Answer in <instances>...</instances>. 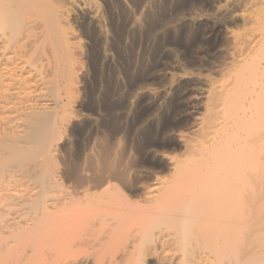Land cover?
I'll return each instance as SVG.
<instances>
[{
	"label": "bare ground",
	"instance_id": "6f19581e",
	"mask_svg": "<svg viewBox=\"0 0 264 264\" xmlns=\"http://www.w3.org/2000/svg\"><path fill=\"white\" fill-rule=\"evenodd\" d=\"M208 27L233 52L199 82L203 112L181 115L190 80L158 74L154 60L179 66L164 41L188 43ZM142 38L151 46L139 54ZM122 79L139 90L123 93ZM150 80L164 84L140 87ZM139 102L135 149L168 175L118 166V136ZM100 110L106 117L84 113ZM99 123L104 167H83L74 146ZM184 123L187 133L172 132ZM164 141L182 153L159 154ZM62 178L78 195L63 194ZM108 247L117 248L110 264L135 254L156 264H264V0H0V264Z\"/></svg>",
	"mask_w": 264,
	"mask_h": 264
},
{
	"label": "rangeland",
	"instance_id": "374dc122",
	"mask_svg": "<svg viewBox=\"0 0 264 264\" xmlns=\"http://www.w3.org/2000/svg\"><path fill=\"white\" fill-rule=\"evenodd\" d=\"M204 31L203 32L201 31L198 35H193L192 39L188 43H184L182 41H176V40H165L164 41L162 46L165 45L168 49L171 48V50H173V52L177 55L178 60H180L181 64L179 66H177L174 63L173 59L168 57L167 55H159V57H157V59L154 60V61H156L155 62L156 65L154 64L155 65V72H157L158 74L162 75V73H163V75H168V73L172 72V70H173L178 75L184 76V77H186V78H188L190 80L191 84L189 86V88H190L189 92H190L191 95L189 96L190 99L188 98L187 101H186V103H189L187 105L188 111L186 110L187 108H185V111H183L184 113L182 112L181 115H183V114L186 115V114H190V113L191 114L195 113L194 115H199V114H201V112H203L201 107H196L195 108V105L197 106L198 104L201 103V101L202 102L204 101V100H199L200 97H198L200 89L202 88L201 84L199 82H201V83H205L206 82L207 83V79H208V77L210 75V71L213 72L214 70L218 69V67H220L221 64L223 65V62H225L227 60V58H228V52L230 50H231L230 52H233L232 49H231V46H229L227 43H225V41H224L225 39L223 37L224 34L222 32H220L218 30H215L214 28H210V27L206 28ZM222 41H224V42H222ZM84 42H86L85 39H84ZM143 45H144V47H143ZM186 45L189 46V47L191 46V47L190 48L189 47L185 48ZM133 46L135 48V52L136 53H138V51H139L138 49H140L139 54H143L144 51H145L144 53L148 52L147 51L148 50V46H151V45H150V43L148 42V40L146 38H142V39H139L138 41H136ZM145 46H146V48H145ZM225 46H226V49H223V48H225ZM142 48H143V50H142L143 52H141ZM238 49H239L238 51H242L244 49V47L243 46H239ZM221 50H225L227 53L222 54L221 52H219ZM194 54H195V56H194ZM174 66H176V71L174 69L175 68ZM179 69H181L182 71L184 69L187 74H184L182 71H179ZM161 71H163V72H161ZM168 77H169V75H168ZM195 80H197V81H195ZM122 81H123V79H122ZM153 81L154 80L146 81V82H144L143 85L141 84L140 87H143V86L144 87H150L151 86V88L152 87L153 88H160V86H162L164 84L163 83L162 85H160V83L158 81H154L155 83ZM123 82H124V86H123L124 87V89H123L124 92L123 93H127L129 95H133V93L137 92V91L135 92V88L139 90V88H137V87H131L127 82H125V80ZM196 84L198 86H196ZM192 105L194 107H192ZM141 107H143L142 102H139L138 103V109L135 111V113H133L134 115L133 114L130 115L129 121H126L127 119H124V121H123L124 128L126 129V131H125L126 134L121 133L118 136V144H119V149H120L118 151V153H119L118 157H119V155H121V151L124 154L122 155V157L121 156L119 157L120 160H118V166L121 165L123 167H132L133 165H136V164L139 165L140 164L141 166H143V167H145L147 169H149L148 167H151L149 170L151 172L152 171L153 172L154 171L157 172V173H153L156 176H162L161 174L168 175V172L165 170L164 167L162 168V166L157 165V163H156L157 161L151 159L150 157H147V155H144V153L140 154L135 149L136 146H137V143H138V142H136L137 137L135 135H137V132L139 131V128H140L141 122H142V117H143L142 114H141L142 111H141V109H139ZM195 109H198V110H195ZM84 113H85V115L86 114H88V115L90 114L91 117H94V116L98 117V116H102V115H103V117H106V115H107L102 110H100L98 112H95V115L92 112H84ZM140 117H141V119L137 120ZM98 125L96 127L95 126L87 127V129H85L84 132H83V133H85L84 138L81 140L80 143H77L74 146L75 154H78V150L80 149V151L83 153V156L86 157V158L83 157V160H81L83 167L86 166V165H89V164H90V166H86L87 168H90L91 166H93L94 168H98L100 166H101L100 168L104 167L102 154L104 152V148L106 149V144H105V140H104V136L103 135H104L106 130H105V128L103 126H101L102 124L99 125L100 127H98ZM101 128H103V129H101ZM190 129H191V125L187 124V123H184V124H181L179 127H173L172 128V132L173 133L176 132L175 134H180L181 132L182 133H187ZM102 132H104V133H102ZM76 139L77 138H75V140ZM92 139H93V141H92ZM133 140H134V142H133ZM169 143L170 142H165V141L164 142H159L158 144H156V145H158L156 147L157 149L156 148L155 149L159 152V154H164V155H176V154L178 155V154L182 153V150H180L179 146H177V145L175 146L174 144H172V143L169 144ZM84 144H86V145H84ZM90 148H92V149H90ZM87 149H88V151H87ZM86 154H88V155L86 156ZM128 157H130L131 159H129ZM84 159L86 160V162H85ZM90 159H91V162H90ZM77 161H78V158L76 157L73 160V164H78ZM142 161H143L144 165H142ZM97 162L98 163L100 162L99 165H98ZM92 164H95L96 166L92 165ZM145 165H147V166H145ZM158 173H160V175ZM64 179L65 178H62V180H61V185H62L61 189L63 191V194L67 195V196L78 195V186L75 185L73 181H68V180H66V179L64 180ZM112 183L117 185L124 193L130 195V193L128 191H126L119 183H117V182H112ZM136 200H140V198L136 197ZM77 207H75L76 211L78 210ZM77 240H78V237H77ZM115 249H117V248H115ZM115 249L113 248V250H112L111 248L108 247V248H105L104 250L97 251V253H95V255L94 254H90V253H83L81 255L80 254L78 255V251H76V252H67L65 254L60 255V257L56 256L54 258V259H56V262H55V260H53V262H51L52 261L51 260L49 263H51V264L52 263H54V264H63V263L64 264H76L77 263L78 264V257H89L90 260L93 261V262L95 260H97V261L99 260L98 262L100 264H110L111 261H112V257H113V253L115 252ZM123 255H124L123 253H118L116 255V259L121 260ZM137 256L138 255L135 254V255H132L131 257H129L126 260V264H156L157 263L156 260L153 259V258H151L149 260L148 259L146 260L143 257L140 258V257H137ZM62 260H63V262H61Z\"/></svg>",
	"mask_w": 264,
	"mask_h": 264
}]
</instances>
